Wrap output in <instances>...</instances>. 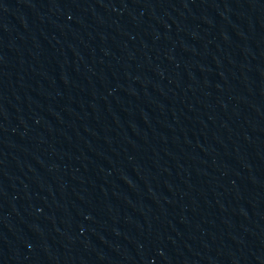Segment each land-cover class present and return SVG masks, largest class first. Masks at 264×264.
<instances>
[{
	"label": "water",
	"instance_id": "obj_1",
	"mask_svg": "<svg viewBox=\"0 0 264 264\" xmlns=\"http://www.w3.org/2000/svg\"><path fill=\"white\" fill-rule=\"evenodd\" d=\"M0 264H264V0H0Z\"/></svg>",
	"mask_w": 264,
	"mask_h": 264
}]
</instances>
